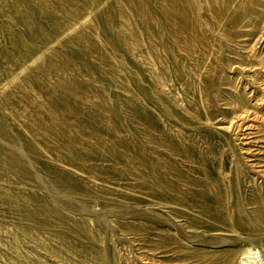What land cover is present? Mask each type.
<instances>
[{
    "label": "rangeland",
    "instance_id": "obj_1",
    "mask_svg": "<svg viewBox=\"0 0 264 264\" xmlns=\"http://www.w3.org/2000/svg\"><path fill=\"white\" fill-rule=\"evenodd\" d=\"M262 171L264 0H0V264H264Z\"/></svg>",
    "mask_w": 264,
    "mask_h": 264
},
{
    "label": "bare ground",
    "instance_id": "obj_2",
    "mask_svg": "<svg viewBox=\"0 0 264 264\" xmlns=\"http://www.w3.org/2000/svg\"><path fill=\"white\" fill-rule=\"evenodd\" d=\"M244 112H245V111H244ZM246 113H247V111H246ZM246 113H245V114H246ZM254 116H255V115H254ZM240 117H241V116H240ZM250 117H251V116H250ZM244 118H245V117H244ZM258 118H259V117H258ZM262 120H263V119H262ZM245 121H246V120H245ZM236 122H237V121H236ZM238 123H239V122H238ZM248 123H249V122H248ZM254 125H255V124H254ZM245 126H246V125H245ZM249 126H250V125H249ZM243 130H244V129H243ZM262 170H263V169H262ZM262 172H264V171H262ZM263 174H264V173H263ZM232 252H233V251H232ZM228 253H229V252H228ZM233 253H234V252H233ZM223 254H224V253H223ZM228 255H229V256H228ZM234 255H235V254H234ZM234 255H233V256H234ZM226 256H227V257H226V260H225V261H226L227 264H237V263H236V262H237L236 259H235V260H232V254H231V253H230V254H227ZM223 260H224V259H223ZM224 264H225V263H224Z\"/></svg>",
    "mask_w": 264,
    "mask_h": 264
}]
</instances>
